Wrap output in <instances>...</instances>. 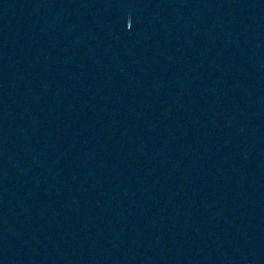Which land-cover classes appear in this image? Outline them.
I'll use <instances>...</instances> for the list:
<instances>
[{
    "label": "water",
    "instance_id": "95a60500",
    "mask_svg": "<svg viewBox=\"0 0 264 264\" xmlns=\"http://www.w3.org/2000/svg\"><path fill=\"white\" fill-rule=\"evenodd\" d=\"M0 264H264V0H0Z\"/></svg>",
    "mask_w": 264,
    "mask_h": 264
}]
</instances>
